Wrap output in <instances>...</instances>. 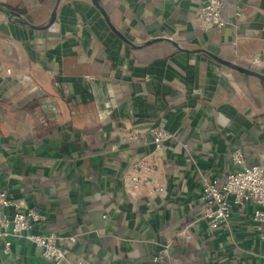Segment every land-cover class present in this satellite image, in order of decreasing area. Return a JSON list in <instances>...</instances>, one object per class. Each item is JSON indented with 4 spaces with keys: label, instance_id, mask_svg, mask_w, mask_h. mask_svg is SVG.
I'll return each instance as SVG.
<instances>
[{
    "label": "crops",
    "instance_id": "crops-1",
    "mask_svg": "<svg viewBox=\"0 0 264 264\" xmlns=\"http://www.w3.org/2000/svg\"><path fill=\"white\" fill-rule=\"evenodd\" d=\"M0 1L40 6L39 0ZM100 1L114 26L136 44L145 33L147 39L177 38L186 48L191 41L264 73V0H223L227 24L207 31L195 20L199 0ZM37 12L39 20L43 13ZM112 36L91 0H60L54 24L43 31L0 18V187L44 215L43 232L80 234L69 262L84 257L100 264H152L160 239L175 240L176 230L199 218L201 174L223 178L232 170L235 148L249 163L264 164V81L180 51L137 64L129 51L137 49ZM24 66L39 73L33 83L42 91L38 97L22 95L28 85L16 72ZM81 99L95 109L109 107L110 114L101 121L96 112L83 115L87 123L80 124L67 106ZM33 103L39 117L27 112ZM155 126L172 134L161 148L158 177L167 194L132 198L122 174L153 150ZM75 141L80 147L100 144L102 151L81 156ZM57 171L63 175L56 177ZM247 217L236 213L232 229L213 236L211 249L221 263L264 264V243ZM204 229L198 221L192 232L200 239ZM10 243L5 252L0 240V264H50L31 242ZM175 243L169 263L183 264L176 258L187 250Z\"/></svg>",
    "mask_w": 264,
    "mask_h": 264
},
{
    "label": "built area",
    "instance_id": "built-area-1",
    "mask_svg": "<svg viewBox=\"0 0 264 264\" xmlns=\"http://www.w3.org/2000/svg\"><path fill=\"white\" fill-rule=\"evenodd\" d=\"M176 3L178 0H164ZM235 17L241 15L239 5L235 7ZM223 0H199L195 20L202 30L220 28L227 24L222 16ZM255 67L260 65L253 59ZM93 80L91 76H84ZM194 93H200L196 89ZM153 150L131 162L122 174L126 195L137 197H165L166 186L159 182L161 168V148L172 138V134L160 127L150 129ZM232 170L223 178L200 175L202 192L200 196L201 213L198 219L189 220L175 231L176 239H191L192 229L198 221L205 222L204 237L229 232L235 225V214L245 212L253 226L257 239L264 243V164L249 163L240 148L231 152ZM44 217L36 210L26 206L22 199L16 198L0 187V240L4 242V251L10 247V239H25L35 245L39 255L50 264H100L78 257L69 262L70 248L78 241L80 234H60L43 232L41 225ZM172 240L161 241L153 253L152 264H166ZM264 258V256H263Z\"/></svg>",
    "mask_w": 264,
    "mask_h": 264
},
{
    "label": "trees",
    "instance_id": "trees-1",
    "mask_svg": "<svg viewBox=\"0 0 264 264\" xmlns=\"http://www.w3.org/2000/svg\"><path fill=\"white\" fill-rule=\"evenodd\" d=\"M55 2H56V0H39V4H40L39 8L38 9H31V10L27 9L25 6H23L22 3L14 2V1H4V2L0 1V5H3L6 8L21 14L28 22L33 23V24H38V23H41L42 21H44V19L46 17H48L49 13L51 12L52 8L55 5ZM37 11H39V12L41 11L43 13L39 20H36L35 14H33ZM39 12H37L36 14H39ZM124 34L127 35V33H124ZM148 37H149V34L145 33V36L142 37L141 39L146 40ZM112 39H113V41H119L115 36H112ZM174 40H176L177 42L183 43V41H181L177 38ZM186 46L190 49L198 48V46L195 44V42H191V41L186 43ZM129 51H130L131 58L137 64H145V63H150V62L156 61V60L168 59V58L172 57L174 54H176L177 52H179L174 47L169 46V45H165L162 43H152V44H150L144 48L137 49V50H129ZM225 59H227L229 61L234 60L233 56H228ZM25 100H29L28 96L26 97ZM76 145H77L76 151L81 156H84V157L85 156L89 157L90 155H92L94 153H100L102 151L100 144H90V145H87L84 147H82V146L80 147V145L76 142ZM62 175H63L62 171H57L55 174L56 177H60ZM65 183H66V185L68 184L67 182H65ZM57 233L75 234L72 232H61V231H58ZM192 236L194 237L193 233H192ZM210 238H211V236L201 237L200 239L198 238L199 242L204 243L202 250H200L199 252H193V251H191V252L185 251L184 252L183 251L182 256L186 255L191 260L190 261L191 264H195L196 261H200L201 263L206 262V259L208 257V251L212 247V243H211L212 240H210ZM178 241L181 242L182 240L181 241L178 240ZM183 242H184V240H183ZM180 250H182L181 246H180ZM221 264H223V263H221ZM229 264H238V263H237V260L235 259L233 262H230Z\"/></svg>",
    "mask_w": 264,
    "mask_h": 264
},
{
    "label": "water",
    "instance_id": "water-1",
    "mask_svg": "<svg viewBox=\"0 0 264 264\" xmlns=\"http://www.w3.org/2000/svg\"><path fill=\"white\" fill-rule=\"evenodd\" d=\"M60 0H56L54 7L52 8L51 12L49 13L46 20L40 24H33L28 22L21 14L10 10L6 8L3 5H0V15H2L6 20H8L10 23L26 27L31 30L35 31H43L51 27L57 16V8ZM91 3L93 7L98 11L99 15L101 16V19L103 23L106 25V27L113 33L114 36H116L125 46L131 49H141L144 48L152 43H165L169 44L170 46L174 47L176 50L180 52H184L186 54H197V55H204L211 61H213L215 64L226 68L228 70L238 72L241 74H244L246 76L257 78L258 80L264 81V73L260 72L258 70L241 66L235 62L225 60L217 56L216 54L204 49V48H196V49H189L184 46H182L177 41L173 40L169 37H154L147 39L141 43H134L130 41L120 30H118L114 24L111 22L109 14L107 10L104 8L103 4L100 0H91ZM2 78H0L1 82Z\"/></svg>",
    "mask_w": 264,
    "mask_h": 264
},
{
    "label": "rangeland",
    "instance_id": "rangeland-1",
    "mask_svg": "<svg viewBox=\"0 0 264 264\" xmlns=\"http://www.w3.org/2000/svg\"><path fill=\"white\" fill-rule=\"evenodd\" d=\"M177 3V2H176ZM175 4V3H174ZM109 8H111L110 5H108ZM0 18H2V15H0ZM4 18V17H3ZM137 42H143V40L141 39H138L136 40ZM162 44H165V43H162ZM165 45H169V44H165ZM170 46V45H169ZM186 46V45H185ZM28 69V68H27ZM7 73H11L10 70H7ZM16 74H19L22 76V79L20 80H26V84L28 85L27 86V91H25L22 95H30V96H35V97H38L42 94V91L41 89H39V87H34L33 83H34V79H39V73L37 74V72H31L30 69L26 70L25 69V66L21 69V72H16ZM250 81H247V83L249 84ZM248 84L246 85L247 88H248ZM257 88V86H250L251 90H254V88ZM258 91V89H257ZM234 93V91H233ZM64 97H67V99L70 97L69 95H65ZM25 100V99H24ZM71 100V99H70ZM19 106V105H18ZM109 107H104V108H98V109H95L94 105L92 103H89L87 101H82L81 99V102H75L74 104L72 103L70 106H67V110L69 111H74L76 114H75V117H76V120H79L78 122H81L80 124H86L87 122L84 121V116L83 115H88L90 116V114L96 112V119L98 121H101L100 119L104 118V116L106 115H109V111L108 110ZM39 108L37 107V104L33 103L31 104V106H29L27 108V112L31 111V114L36 117V116H40V112H39ZM102 112L100 115L99 112ZM105 112V113H104ZM82 113V114H81ZM37 117V118H38ZM163 241V244L166 243L168 241V239H160ZM178 240H182L179 244V246H181L182 248L186 249L187 251L191 252H199L200 250H202L203 246H204V243L202 242H199L197 238H195V236L191 239H188V240H185V239H178ZM177 239L175 240H172L171 242V245L169 247V250L167 252V255L164 257V260L166 262V264H170V258L171 257H174V254H175V242L178 241ZM184 240V242H183ZM210 240H213V236H211ZM176 257V256H175ZM153 259V256L151 258V261ZM176 260H182L183 261V264H191L190 263V259L184 255V256H181V255H178ZM195 262V261H194ZM195 264H221L220 262V256L218 255L217 251L215 250H212L210 249L208 251V257L206 259V262H203L201 263L200 261H196Z\"/></svg>",
    "mask_w": 264,
    "mask_h": 264
}]
</instances>
